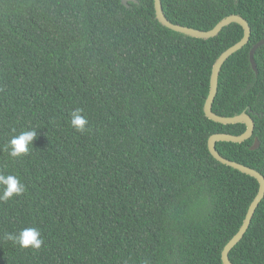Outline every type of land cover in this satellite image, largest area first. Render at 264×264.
<instances>
[{
	"label": "trees",
	"instance_id": "16d2710c",
	"mask_svg": "<svg viewBox=\"0 0 264 264\" xmlns=\"http://www.w3.org/2000/svg\"><path fill=\"white\" fill-rule=\"evenodd\" d=\"M166 17L203 30L240 14L248 43L223 64L213 110L248 112L253 135L218 141L225 157L264 175V0H162ZM244 35L233 22L210 38L163 25L155 0H0V171L26 191L0 201V264H224L222 250L259 190L209 150L245 123L204 105L220 54ZM83 109L87 131L70 126ZM36 129L27 155L10 137ZM15 130V131H13ZM259 146L252 149L255 139ZM36 227L39 250L7 234ZM264 264V198L229 253Z\"/></svg>",
	"mask_w": 264,
	"mask_h": 264
},
{
	"label": "water",
	"instance_id": "95a60500",
	"mask_svg": "<svg viewBox=\"0 0 264 264\" xmlns=\"http://www.w3.org/2000/svg\"><path fill=\"white\" fill-rule=\"evenodd\" d=\"M129 1H137V0H122V2L129 6ZM155 10H156V17L157 19L168 28L193 36L198 38H210L214 37L219 34V32L223 29V27L236 22L242 25L244 29V35L243 37L236 42L235 44L231 45L229 48H227L225 51H223L220 56L217 58V60L214 63L212 75H211V83H210V91L208 94V97L206 99L204 110L206 115L217 122H221L223 124H231V123H245L247 128L246 130L241 134H232V133H226V132H218L214 133L210 136L208 140V146L209 150L212 153V155L219 160L220 162L227 164L229 166H232L236 169H239L240 171L250 174L253 177H255L259 182V190L252 200L248 211L246 213V216L244 218L243 224L241 225L238 232L228 241V243L224 246L222 250V261L224 264H236L231 261L229 257V253L232 250V248L243 238L244 234L246 233L247 229L249 228L252 218L254 216V213L261 202V200L264 198V175L257 169L245 165L243 163H240L235 160H231L225 156H223L217 149L216 143L218 141H232V142H243L246 139L250 138L255 129V120L254 118L246 111H243L240 114L231 115V116H225V115H219L213 110V103L215 100V96L218 92V83H219V75L221 68L225 61L236 51L244 47L251 36V26L248 22V20L243 17L240 14H231L226 17H224L221 21H219L213 28L208 30H203L195 27H190L186 25H181L178 23H174L170 21L163 10L162 0H155ZM264 44V39L257 42L250 51V60L253 69L258 72V66L255 60V52L257 48ZM260 142L259 139L256 138L254 144L252 145V149H256L259 146Z\"/></svg>",
	"mask_w": 264,
	"mask_h": 264
},
{
	"label": "clouds",
	"instance_id": "9594fccd",
	"mask_svg": "<svg viewBox=\"0 0 264 264\" xmlns=\"http://www.w3.org/2000/svg\"><path fill=\"white\" fill-rule=\"evenodd\" d=\"M82 113L81 108H75L70 113V126L80 134L87 131V119ZM36 136V129L21 131L18 135L10 137L4 150L13 159L27 155ZM25 191L26 186L19 176L0 171V201L8 202L14 197L23 195ZM6 238L14 241L22 249L39 250L44 245L42 234L36 227L23 228L16 234H7Z\"/></svg>",
	"mask_w": 264,
	"mask_h": 264
}]
</instances>
